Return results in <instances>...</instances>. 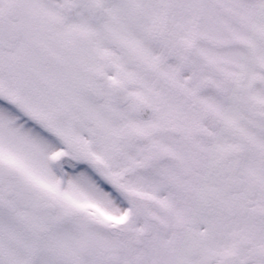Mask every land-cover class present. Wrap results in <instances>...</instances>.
Wrapping results in <instances>:
<instances>
[{
  "label": "snow or ice",
  "instance_id": "snow-or-ice-1",
  "mask_svg": "<svg viewBox=\"0 0 264 264\" xmlns=\"http://www.w3.org/2000/svg\"><path fill=\"white\" fill-rule=\"evenodd\" d=\"M0 264H264V0H0Z\"/></svg>",
  "mask_w": 264,
  "mask_h": 264
}]
</instances>
